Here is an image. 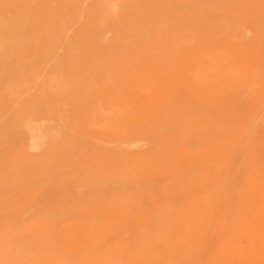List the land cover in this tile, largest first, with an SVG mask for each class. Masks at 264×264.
Masks as SVG:
<instances>
[{"label":"rangeland","instance_id":"rangeland-1","mask_svg":"<svg viewBox=\"0 0 264 264\" xmlns=\"http://www.w3.org/2000/svg\"><path fill=\"white\" fill-rule=\"evenodd\" d=\"M0 264H264V0H0Z\"/></svg>","mask_w":264,"mask_h":264}]
</instances>
